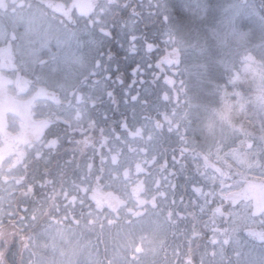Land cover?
Wrapping results in <instances>:
<instances>
[{"label":"trees","instance_id":"obj_1","mask_svg":"<svg viewBox=\"0 0 264 264\" xmlns=\"http://www.w3.org/2000/svg\"><path fill=\"white\" fill-rule=\"evenodd\" d=\"M87 2L99 3L101 12L108 13L103 27L94 26V17L84 16L82 27L73 28L67 19L64 30L77 33L83 27L86 32L95 29L99 44V36L106 37L95 59L92 57L94 73L78 84L93 85L99 94L91 96L89 107L81 104V113H86L83 120L74 118L73 124L58 117L43 120L42 126L38 125L42 128L40 140H28L34 150L25 149L28 144L20 141L19 132L5 139L0 146L8 153L0 156V202L5 203L3 210L9 206L13 210L12 217L3 216L0 226L14 227L16 240L24 244L30 238L34 249L35 241H53L58 255L65 245L62 241L75 240L73 251L65 246L60 253L61 264H220L221 258L211 252L212 244L230 248L244 241L243 224L250 217L247 211L244 219H238L243 227L239 228V222L233 221L235 214L221 215L213 210L220 202L214 191L220 187L216 182L219 178L209 163L213 157L200 143L195 149L184 144L185 124L176 119L182 114L189 117L185 121L190 123V136L196 123L190 113L186 76L193 62L185 59L189 46L181 45L179 56L174 46L184 41L178 28L185 24L192 27L186 22L187 11L177 15L176 0ZM39 4L42 7L44 3ZM94 10L91 8L92 13ZM52 11L62 19L68 12ZM4 19L0 15V20ZM170 51L175 55L169 56ZM166 53L169 57L164 61ZM180 59L183 65L179 67ZM231 73L219 79L220 91L230 100L229 92L236 88L234 92L242 99V139L250 138L253 150L259 147L254 152L244 146L242 151L248 150V167L262 166L264 141L259 135L264 136V90L258 87L259 77L249 71L242 74V83L227 82ZM194 137L200 142L199 136ZM232 142L225 145L226 150L233 148ZM19 149L27 153L18 167L2 169L10 159L15 160ZM130 175H135L134 179H129ZM122 188L126 195L131 194L129 201ZM121 195L123 203L118 204ZM132 195L142 198L141 212L125 213V205L135 202ZM146 213L154 216L157 226H153L160 234V244L154 249L147 245L146 232L131 231V225ZM42 234L46 238L40 237ZM134 242L144 249L137 256L131 250ZM247 245L259 250L254 244ZM231 252L223 263L241 264L242 252L238 256L233 249ZM2 258L3 264H22L15 244Z\"/></svg>","mask_w":264,"mask_h":264},{"label":"rangeland","instance_id":"obj_2","mask_svg":"<svg viewBox=\"0 0 264 264\" xmlns=\"http://www.w3.org/2000/svg\"><path fill=\"white\" fill-rule=\"evenodd\" d=\"M39 1H43L42 7ZM190 2L194 7L187 11L189 19L186 22L192 27L185 24L178 28V36L184 41L177 42L174 46L178 56V49L184 47L181 45L189 46L190 50L186 52L185 59L193 62L191 72L186 76L188 100L192 106L190 113L196 123L191 128L192 136L188 134L190 123L185 121L189 117L182 114L177 115L176 119L182 126L185 124L182 135L184 144H191V148L195 149L200 143L205 146L207 154L213 157L209 163L213 164L215 174L219 178L216 181L217 185H221L220 189L217 187L214 190L220 202L213 206V210L221 215L235 214L233 221L239 222L237 223L239 228L242 227L241 220L242 217L245 218L243 215L245 210L250 217V220L243 224L244 241L239 240L230 245V248L222 244H212L211 252L221 258L218 262L220 264H224L226 256H232V249L237 256L242 252V262L245 264H264V245H260L261 237L259 234L257 238L253 236V231L258 229L255 219L259 214H264V163L262 166L258 164L248 167L246 157L248 150H253V142L247 136L242 139L244 126L242 99L234 92L236 88L229 92V95L225 93L231 97L230 100L224 99L219 83L221 76L229 72L233 73L227 82L242 83V74L249 71L250 75L259 77L260 82H256L258 87L264 90V22L257 16L256 5L252 0L244 5L242 0H190ZM97 4L93 2L91 4L87 0H0V15L5 18L0 20V146L5 139L17 136L18 132L20 141L26 142L28 146L31 144L28 140L39 141L41 122L46 119L58 117L71 124L74 123V118L84 119L86 113H81V106L86 104L88 106L91 96L95 98L99 90L93 85L78 84L86 75L94 73L91 60L95 59L97 55L95 53L102 48L106 37L101 34L99 44L96 40L98 31L95 29L86 32L83 27L76 33L69 29L64 30L67 28L64 24L70 19L69 24L73 28L82 27L85 22L83 17L86 16L88 19L94 17L93 19L97 21V25L94 26L103 27L108 13L101 12L102 6ZM196 5L199 7H195ZM57 8L62 9L61 13L68 10L66 19L60 18L57 12L52 11ZM91 8L100 13L95 15V10L92 13ZM169 54L175 55V52L170 51ZM169 56L166 53L163 60L166 61ZM182 65L180 59L179 67ZM72 94V99L67 100ZM164 123L163 121L162 125L167 126L168 123ZM194 133L199 136L200 142L194 139ZM259 136L263 142L264 136ZM230 141H235L232 142L234 146L227 151L225 145ZM244 146L248 150L242 151ZM27 147L25 149L34 150L32 146ZM223 148L226 152L221 154ZM255 148L258 150V145ZM5 152L0 150V156L6 157L8 153ZM23 152L19 149L15 160L10 159L1 166L2 169L18 167L19 162L25 157L23 155L27 153ZM34 153L36 154L35 151ZM134 177L135 175H130L129 179ZM136 188L133 189L134 193ZM242 191L247 197L246 203L241 200ZM122 192L124 193L122 195H126L123 188ZM228 194H232V197L227 200L224 197ZM122 195L117 200L118 204L123 203ZM233 195H237L234 200ZM126 196L129 201L131 194ZM132 197L135 202L130 207L125 203L124 212H141L142 198L136 195ZM142 197H146L144 192ZM4 204L0 202V221L5 214L6 217L12 215V207L9 206V210L5 211ZM144 215L146 217L143 216V219L131 225V231L134 234L146 232L144 236L148 238L147 245H152L151 249H154L160 244V234L154 229L157 223L150 213ZM12 229L14 227L11 225L0 226V264H3V254L14 244L15 252L22 264H33L31 260L33 261L35 252L37 261L34 264H61L58 260L64 247L71 251L74 249L75 240L62 241L65 245L61 247L59 255L53 248V241L46 244H42L40 240L35 241L34 249L30 238L27 237L30 241L25 239L22 244L16 240ZM40 237L46 238L45 234ZM47 237L50 238V233H47ZM138 239H143V236L138 235ZM245 241L254 244L259 250L249 249ZM138 245L134 242L131 246L135 256L141 251L144 252ZM242 262L240 261L241 264Z\"/></svg>","mask_w":264,"mask_h":264},{"label":"flooded vegetation","instance_id":"obj_3","mask_svg":"<svg viewBox=\"0 0 264 264\" xmlns=\"http://www.w3.org/2000/svg\"><path fill=\"white\" fill-rule=\"evenodd\" d=\"M250 1V0H242V5L244 4H247V2ZM255 2V5H256V14L257 16H259L260 19H262L261 21L264 22V0H252ZM264 24V23H263ZM221 187V185H220ZM219 187V189H220ZM218 190V189H217ZM237 196V195H235ZM233 199H236L235 197H233ZM247 197L245 196V192L242 191V202H245L246 203V200ZM245 213L243 214L245 217L247 216V211L245 210L244 211ZM257 220L256 221V225H257V231H253V236L254 238H257L258 237V234H259V237L260 238V241H261V244L260 245H264V214H259L257 216V218L255 219Z\"/></svg>","mask_w":264,"mask_h":264},{"label":"snow or ice","instance_id":"obj_4","mask_svg":"<svg viewBox=\"0 0 264 264\" xmlns=\"http://www.w3.org/2000/svg\"><path fill=\"white\" fill-rule=\"evenodd\" d=\"M194 5L190 2V0H184V2L180 3L178 2L176 5H174V11L177 15H181L185 13L186 11H191L193 9ZM195 7H199V5H196Z\"/></svg>","mask_w":264,"mask_h":264},{"label":"water","instance_id":"obj_5","mask_svg":"<svg viewBox=\"0 0 264 264\" xmlns=\"http://www.w3.org/2000/svg\"><path fill=\"white\" fill-rule=\"evenodd\" d=\"M230 197H232V194H228L224 198L228 200ZM113 203L115 204V202H112L111 204L114 205Z\"/></svg>","mask_w":264,"mask_h":264}]
</instances>
